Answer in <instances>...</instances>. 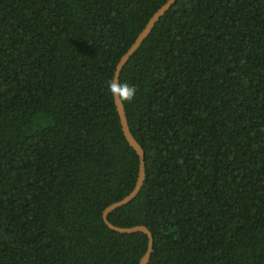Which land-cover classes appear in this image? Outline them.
<instances>
[{"label":"trees","instance_id":"obj_1","mask_svg":"<svg viewBox=\"0 0 264 264\" xmlns=\"http://www.w3.org/2000/svg\"><path fill=\"white\" fill-rule=\"evenodd\" d=\"M167 0H0V264H139L102 212L139 160L109 87ZM148 264H264V0H177L121 71Z\"/></svg>","mask_w":264,"mask_h":264},{"label":"water","instance_id":"obj_2","mask_svg":"<svg viewBox=\"0 0 264 264\" xmlns=\"http://www.w3.org/2000/svg\"><path fill=\"white\" fill-rule=\"evenodd\" d=\"M177 0H167L165 4H163L149 19L143 30L139 33V35L136 37L135 41L132 43V45L129 47V49L126 51V53L120 58L119 62L117 63L113 75V82L112 84L119 85V77L121 74L122 69L127 64L129 59L133 56V54L139 49V47L142 45V43L146 40V38L149 36L150 32L154 28V26L158 23L160 18L175 4ZM113 102L114 106L119 118L120 127L122 134L124 136V139L128 143V145L134 150L136 155L138 156L139 160V166H138V176L136 179L135 186L133 190L125 196L120 201H117L108 207H106L102 212V220L105 223V225L112 231L120 233V234H134V233H142L147 237V247L144 255L139 260V264H148L150 260V256L153 250V236L151 232L148 230L145 226H134L130 228H120L112 225L108 221V216L115 211L118 208H121L128 203H130L141 191L143 187V183L145 180V157H144V151L142 147L139 145V143L136 141V139L133 137L126 113L124 105L121 101V98L118 95H113Z\"/></svg>","mask_w":264,"mask_h":264},{"label":"clouds","instance_id":"obj_3","mask_svg":"<svg viewBox=\"0 0 264 264\" xmlns=\"http://www.w3.org/2000/svg\"><path fill=\"white\" fill-rule=\"evenodd\" d=\"M110 92L113 95H118L121 98V101H132L136 95V88L129 86L128 84H111L109 87Z\"/></svg>","mask_w":264,"mask_h":264}]
</instances>
